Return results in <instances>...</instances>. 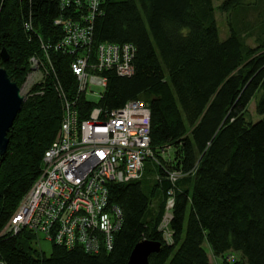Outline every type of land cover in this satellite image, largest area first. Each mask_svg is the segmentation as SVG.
Wrapping results in <instances>:
<instances>
[{
  "label": "trees",
  "instance_id": "obj_1",
  "mask_svg": "<svg viewBox=\"0 0 264 264\" xmlns=\"http://www.w3.org/2000/svg\"><path fill=\"white\" fill-rule=\"evenodd\" d=\"M212 1L107 0L93 22L91 40L132 45L133 74L101 72L106 84L96 103L76 95L70 56L49 51L53 71L28 91L0 157V230L40 176L44 153L58 138L59 90L76 101L77 122L93 106L108 113L127 101L144 103L155 159L148 162L156 175L148 196L141 179L109 186L108 202L122 215L110 251L87 254L52 244L46 256L23 229L0 238V260L126 264L132 248L145 240L160 243L148 264H211L205 245L219 264H264V39L249 48L229 20L228 36L219 40ZM243 6L240 0H223L217 9L229 13ZM57 15L56 0H0V53L9 56L7 62L0 57V67L18 87L30 73L29 59L43 60L41 41L59 40V27L53 25ZM28 21L32 29L26 31ZM258 90L260 119L246 123L243 113ZM173 171L182 176L173 187L166 244L156 227L171 188L166 177ZM227 252L236 253V261L226 262Z\"/></svg>",
  "mask_w": 264,
  "mask_h": 264
},
{
  "label": "built area",
  "instance_id": "obj_2",
  "mask_svg": "<svg viewBox=\"0 0 264 264\" xmlns=\"http://www.w3.org/2000/svg\"><path fill=\"white\" fill-rule=\"evenodd\" d=\"M56 2L58 15L53 25L59 27L60 38L54 44L40 40L44 58L29 59L30 73L26 80L37 72L43 79L53 71L51 50L70 56L69 70L75 79L76 95L85 100L88 95L100 98L106 84L101 72L132 76L135 51L132 45L108 42L94 45L91 40L93 22L102 15L107 0ZM24 28L32 29L30 21L24 23ZM92 87L102 91L95 93ZM59 99L58 138L45 151L40 176L0 230V238L13 237L26 229L33 235L34 247L39 252H43L41 240L66 250L78 247L87 254L108 252L122 222L120 209L108 202L109 186L139 181L144 163L155 160L149 148V111L141 101L131 100L108 113L93 106L86 119L77 122L76 101L66 99L60 90ZM162 150L164 154L167 149ZM181 176L173 171L166 177L171 188L166 191L156 227L166 244L171 241L173 187ZM211 257L213 263L218 260L214 264L220 263L219 257ZM232 257L228 254L224 259L231 262ZM0 264L5 263L0 260Z\"/></svg>",
  "mask_w": 264,
  "mask_h": 264
},
{
  "label": "rangeland",
  "instance_id": "obj_3",
  "mask_svg": "<svg viewBox=\"0 0 264 264\" xmlns=\"http://www.w3.org/2000/svg\"><path fill=\"white\" fill-rule=\"evenodd\" d=\"M222 1L223 0L212 1L213 17L215 20L219 40H224L228 36V21L230 20L232 26L236 29L237 33L239 34L242 43L248 46L249 48L256 47L257 40L264 39V32L262 31L264 30V26H262L264 25V0H240L245 6V8L243 6L241 9H238V11H229V13H223L217 9V7ZM40 79V73H33L30 78L25 81L26 83L20 87L22 88V96L25 97L30 88L34 84L38 83ZM92 88L95 93H100L102 91V89L99 87ZM260 94L261 92L258 90L257 93L253 96V98H251V100L247 104V107L243 113V119L246 123H253L260 119V117L255 114V104ZM87 99L92 103H96L98 98L95 95H88ZM155 175L156 169L154 168L153 164L148 161L145 162L140 184L143 193L147 196L149 195V191L153 186V178ZM40 249L46 256H49L52 252V244L47 241L41 240ZM228 254H231L233 256L230 259V261L232 260L231 262L236 261V253L227 252L225 253V256ZM207 256L209 262L211 263L213 259L210 253H207ZM217 262L218 260H216V262L214 263Z\"/></svg>",
  "mask_w": 264,
  "mask_h": 264
},
{
  "label": "water",
  "instance_id": "obj_4",
  "mask_svg": "<svg viewBox=\"0 0 264 264\" xmlns=\"http://www.w3.org/2000/svg\"><path fill=\"white\" fill-rule=\"evenodd\" d=\"M0 57L3 62L9 60L5 50L1 51ZM24 101L22 88L11 80L3 67H0V157L7 150L9 141L7 134L21 111ZM159 250L160 243L142 240L132 248L126 264H148L149 257L158 253Z\"/></svg>",
  "mask_w": 264,
  "mask_h": 264
},
{
  "label": "crops",
  "instance_id": "obj_5",
  "mask_svg": "<svg viewBox=\"0 0 264 264\" xmlns=\"http://www.w3.org/2000/svg\"><path fill=\"white\" fill-rule=\"evenodd\" d=\"M142 175H143V173H142ZM141 178H142V177H141ZM154 203H155V201L152 200V201H151V208H155ZM204 250H205L206 254L209 253V252H208L209 249H208V247H207L206 245L204 246Z\"/></svg>",
  "mask_w": 264,
  "mask_h": 264
}]
</instances>
